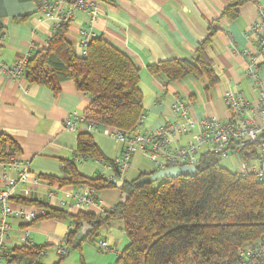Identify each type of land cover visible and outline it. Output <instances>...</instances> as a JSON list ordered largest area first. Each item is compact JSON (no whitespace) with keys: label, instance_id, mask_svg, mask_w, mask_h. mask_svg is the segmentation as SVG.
I'll return each mask as SVG.
<instances>
[{"label":"crops","instance_id":"0c3cea01","mask_svg":"<svg viewBox=\"0 0 264 264\" xmlns=\"http://www.w3.org/2000/svg\"><path fill=\"white\" fill-rule=\"evenodd\" d=\"M231 0H99L98 21L93 25L94 37H102L113 47L123 52L140 71L139 89L143 94L144 119L136 132L140 134L157 131L167 122H175L172 105L178 99H189L191 115L199 121L205 116L222 121L229 118L224 94L237 91L248 101L258 102L261 95L254 86L264 92V66L258 69L259 84L249 75V61L244 52H254L255 43L245 32L258 20V11L264 8V0H251L237 8L238 16L226 13ZM41 11L31 17L7 18L0 32V148L2 139H8L18 149L17 157L30 164L28 186L32 195L24 198L47 204L52 209L71 215L82 212L73 206L71 195L75 187L51 185L44 177L65 178L62 162L73 160L79 145L78 133L65 128L68 117L75 113L83 115L91 98L81 93L73 81L60 84L58 91L30 84L22 77L15 81L6 76L2 65H12L25 56L32 45L37 50L47 48L53 34L51 19L40 21ZM88 26V18L76 11L70 21L68 40L75 52L79 49V30ZM214 32L209 51L213 70L218 77L210 84L205 77L189 75L176 82H169L163 74L152 75L148 67L159 62L187 60L193 62L198 46ZM116 129L99 125L94 141L101 155L110 161L122 157L123 146L114 133ZM199 134L197 128L191 134L177 137L179 144L194 141ZM6 152L11 145L5 143ZM143 153L133 156L128 181L139 178L142 173L154 172ZM148 160V159H147ZM78 172L87 178L110 176L108 165L86 160L77 164ZM0 160V173H2ZM58 196L48 199L51 191ZM121 190L106 189L96 194V203L85 213L102 216L122 201ZM20 199V198H19ZM22 199V198H21ZM62 202L67 203L66 206ZM24 207L36 211L40 217L46 214L42 208L14 204V209ZM10 238L6 240L9 251L19 248L26 224L17 216L11 217ZM31 239L37 247H46L40 264H115L128 245L123 223L116 221L102 229L97 237L107 239L111 249L100 254L95 244L82 241L79 249L71 250L61 260L57 250L66 244L73 230L71 220L41 219L29 227ZM75 251V252H74ZM4 264H8L5 260ZM25 264V263H24Z\"/></svg>","mask_w":264,"mask_h":264},{"label":"trees","instance_id":"16d2710c","mask_svg":"<svg viewBox=\"0 0 264 264\" xmlns=\"http://www.w3.org/2000/svg\"><path fill=\"white\" fill-rule=\"evenodd\" d=\"M33 1L41 10L43 0ZM248 1L251 0H231L226 13L236 18L237 8ZM69 30L70 22L53 31L47 48L37 50L29 60L23 77L30 84L53 91H58L61 83L73 81L81 93L91 98L83 114L86 121L122 132L134 130L144 116L139 69L102 37H93L87 55L78 56L67 38ZM213 34L212 31L199 44L193 62H159L148 67L149 73L163 74L169 82L194 75L215 84L218 77L209 55ZM77 133L79 145L74 159L62 162L66 177L44 179L51 185L85 186L96 193L115 189L116 184L105 177L87 178L78 172L80 157L113 167L116 173L117 170L113 161L101 155L94 133L86 131L85 124H81ZM2 140L0 160L4 163L10 156H16L18 149L8 139ZM5 143L11 145L9 152ZM220 161L212 153L203 155L196 174L165 180L156 189L152 185L136 186L138 180L154 172L142 173L133 181L126 180L121 190L122 195H128L126 204L119 203L102 216L83 211L71 215L24 198H16L14 203L44 209L46 214L37 220H71L73 230L66 241L69 250L80 248L73 245L84 223L92 228L85 242L95 244L102 229L113 222H122L128 245L115 264H240L239 250L264 237V182L253 176L241 178L221 167ZM46 249L14 248L5 260L8 264H32Z\"/></svg>","mask_w":264,"mask_h":264},{"label":"built area","instance_id":"2783aa9c","mask_svg":"<svg viewBox=\"0 0 264 264\" xmlns=\"http://www.w3.org/2000/svg\"><path fill=\"white\" fill-rule=\"evenodd\" d=\"M99 0H43V7L40 10L43 19H51L54 22L53 31L64 23L70 22L76 11H82L88 18V26L79 30L78 46L81 56L87 55V49L94 37L92 27L98 21ZM247 38L255 43L254 52H244L249 61L250 78L259 84L258 69L264 66V8L258 11V20L246 30ZM37 51L32 45L29 52L18 59L12 65H2L6 76L12 80H19L23 77L24 70ZM261 99L258 102L248 101L237 91H227L224 100L228 105L229 118L222 121L216 117L205 116L196 121L191 110L193 103L189 99H178L172 105V111L176 116L175 122H167L155 132L140 134L137 128L132 131L122 132L115 130L116 142L123 146L122 157L113 160L117 170L110 176L105 177L108 182L117 184L127 180V175L132 167L133 156L137 152L143 155L153 164L154 173L170 168H183L197 164L201 156L212 153L222 159L237 157L240 161L236 174L241 178L253 176L257 181L264 182V92L258 85L254 86ZM85 124V130L95 133L99 125L86 121L84 115L71 114L65 123V128L77 133ZM199 129V134L194 141L185 145L179 144L176 139L185 136ZM79 163L84 158H78ZM3 171L0 173V264H4L6 256L10 251L6 247V240L10 238V222L13 216L22 219L26 229L20 240V247L31 248L34 245L31 239L29 226L40 216L36 211H27L24 207L14 209L16 198H29L32 189L28 186L30 179V164L28 161L10 156L2 163ZM96 192L85 186L75 188L74 193L67 195L74 201L73 206L80 211H86L96 203ZM56 191L48 194V199L57 197ZM63 206L67 203L62 202ZM99 253L108 252L111 247L107 239H100L95 242ZM60 258L68 257L70 250L65 244L57 250ZM45 252L33 261L32 264H40ZM240 264H264V237L249 246L241 248L238 252Z\"/></svg>","mask_w":264,"mask_h":264},{"label":"water","instance_id":"95a60500","mask_svg":"<svg viewBox=\"0 0 264 264\" xmlns=\"http://www.w3.org/2000/svg\"><path fill=\"white\" fill-rule=\"evenodd\" d=\"M39 13V9L33 0H0V32L3 30L4 19L31 17ZM197 173V168L187 166L183 168H170L147 175L136 182L137 187L150 186L159 180H176L182 176L194 175ZM116 188L123 190L124 182L120 181L116 184ZM128 195L122 196V204H126ZM92 233V228L84 223L81 231L77 234L74 241V248L84 241Z\"/></svg>","mask_w":264,"mask_h":264},{"label":"rangeland","instance_id":"374dc122","mask_svg":"<svg viewBox=\"0 0 264 264\" xmlns=\"http://www.w3.org/2000/svg\"><path fill=\"white\" fill-rule=\"evenodd\" d=\"M145 161L148 163V165L150 166L151 169H154L153 164H152L149 160L145 159ZM239 164H240V161H239V159H238L237 157H229V158H227V159H222V160L220 161V165H221V167H223V168L229 170V171L232 172V173H236V172H237V169H238ZM164 181H165V180L163 179V180H159V181H157V182H154V183L152 184V187H153L154 189H156V188H157L158 186H160ZM99 240H100V239H99ZM97 241H98V240H97ZM95 248H96V247H95ZM96 250H97V249H96ZM75 251H77V250H75ZM75 251H74V252H75ZM100 254H104V253H100Z\"/></svg>","mask_w":264,"mask_h":264}]
</instances>
